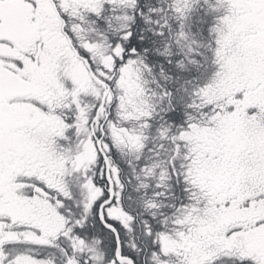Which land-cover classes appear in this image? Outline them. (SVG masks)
Instances as JSON below:
<instances>
[{"label":"snow or ice","instance_id":"1","mask_svg":"<svg viewBox=\"0 0 264 264\" xmlns=\"http://www.w3.org/2000/svg\"><path fill=\"white\" fill-rule=\"evenodd\" d=\"M0 264H264V0H0Z\"/></svg>","mask_w":264,"mask_h":264}]
</instances>
